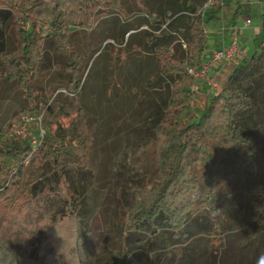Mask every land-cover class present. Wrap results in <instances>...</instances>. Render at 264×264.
<instances>
[{
	"label": "trees",
	"instance_id": "trees-1",
	"mask_svg": "<svg viewBox=\"0 0 264 264\" xmlns=\"http://www.w3.org/2000/svg\"><path fill=\"white\" fill-rule=\"evenodd\" d=\"M122 1L0 0V21L12 24L13 40L9 49L0 28V94L4 85L18 87L28 111L43 115L48 130L36 150L30 140L8 137L0 130V255L14 259V263L7 264H76L50 241L55 223L34 230L26 237L21 251L3 245L2 230L6 225L21 228L14 215L18 194L34 201L37 196L50 193L52 182L63 185L68 196L58 210L59 222L75 223L72 232L80 257L86 248L85 197L95 174L79 161L86 158L90 148L82 93L93 55L84 53L83 46L75 45L72 37L77 32L94 31L97 17L116 13L130 18ZM136 1L140 5L142 0ZM212 2L216 10L224 6L222 0ZM145 12L155 16L153 10ZM178 14L175 11L173 17ZM157 18L152 25L154 31H146L144 40L147 52L159 61V68L147 76L146 82L158 87L170 79L174 85L156 129L154 171L149 186L134 193L124 238L146 237L147 249L157 250L149 258L151 264L159 262L161 256H165L163 264H186L185 260L190 264L194 239L207 235L216 240L233 231L237 218L234 211L242 206L250 211L258 206L260 197L264 199L263 154L251 129L256 122L254 94L240 82L254 71L264 79V40L260 52L250 58L244 54L228 74L220 93L200 92L191 103L196 84L187 70L201 66L208 46L205 25L216 17L204 20L193 10L192 15L177 16L176 32L186 45L179 59L169 52L173 40L162 33V16ZM45 27L50 30L47 35ZM261 30L264 31V23ZM53 40L56 50L66 57L65 68L53 80V86L46 88L42 72L47 64L49 41ZM59 88L65 92L56 95ZM65 100L71 101L72 109ZM72 114L76 117L71 119ZM66 118L70 119L68 124L63 122ZM31 155L43 178L24 189L25 164ZM66 159L77 164V176L71 181L61 167Z\"/></svg>",
	"mask_w": 264,
	"mask_h": 264
},
{
	"label": "rangeland",
	"instance_id": "rangeland-1",
	"mask_svg": "<svg viewBox=\"0 0 264 264\" xmlns=\"http://www.w3.org/2000/svg\"><path fill=\"white\" fill-rule=\"evenodd\" d=\"M212 3V0H142L138 5L136 0H123L130 18H122L116 13L107 18L97 17L94 31L77 32L72 37L75 45L83 46L84 53L89 51V55H93L84 77L82 93V104L88 115L85 128L90 148L86 158L77 160L91 167L95 174L85 197L86 248L80 257L72 232L75 223L59 222L58 210L68 196L64 186L56 182L50 183L48 195H39L34 201L18 194L20 200L14 215L21 222V228L6 225L2 230L5 231L3 245L21 251L26 237H30L34 230L55 223V229L49 234L50 241L71 262L151 264L149 258L157 253L156 248L147 249L144 236L125 239L124 228L135 191L149 186L155 165L156 129L160 115L172 97L174 82L165 79L158 87L147 85V76L159 68V61L146 50V31H154L152 25L161 15L164 21L162 33L173 40L169 52L175 59H179L186 48L184 40L179 39L176 32V18L192 15V10L204 20L216 17L205 25L208 46L203 56L211 57L217 50L228 48L235 36L243 46V53L250 58L255 52H260V44L264 40V31L261 30L264 0H222L224 6L221 10L212 8ZM145 9L153 10L155 16L148 15ZM175 11L179 14L173 17ZM247 18L250 19L249 24ZM0 28L5 33L7 47L12 48V24L0 21ZM49 31L45 27L44 35ZM47 53L42 78L45 87L50 88L53 80L64 72L66 57L56 50L55 40L49 41ZM240 82L242 87H250L254 94L256 122L251 129L252 137L260 144L263 154L261 185L264 187V79L254 71ZM195 84L191 103L200 92L215 94L201 80H195ZM222 89H218L216 94ZM60 92L65 90L59 88L56 95ZM65 101L72 109L71 101ZM30 116L35 120L26 123ZM75 117V114L70 116L71 119ZM15 119L19 122L15 123ZM69 120L66 118L63 122L68 124ZM41 124L47 133L43 115L28 111L20 89L15 85H4L0 94V130L8 137L25 139L23 133L37 135ZM25 165L27 176L22 188L30 189L43 177L37 161H32V155ZM76 166L70 159L61 164L69 181L77 176ZM234 212L237 218L233 222V231L216 240L201 235L192 241L193 255L188 257L190 264H264L263 197H260L256 208L246 211L242 206ZM160 258L156 264L164 263L165 256ZM7 262L14 263V259L0 255V264ZM184 263L188 264L187 260Z\"/></svg>",
	"mask_w": 264,
	"mask_h": 264
},
{
	"label": "built area",
	"instance_id": "built-area-1",
	"mask_svg": "<svg viewBox=\"0 0 264 264\" xmlns=\"http://www.w3.org/2000/svg\"><path fill=\"white\" fill-rule=\"evenodd\" d=\"M247 23H250V19H247ZM243 52V47L239 45L237 37L233 36L228 48L217 50L211 57H206L204 55L201 66L198 68L190 67L187 72L194 77L195 80H201L206 83L216 94V91L223 88L226 84L230 71H232L244 57ZM33 120H35L34 116L27 117L26 123ZM23 134L25 139L31 141L32 148L36 149L41 144L46 132L41 124L38 128L37 135Z\"/></svg>",
	"mask_w": 264,
	"mask_h": 264
},
{
	"label": "crops",
	"instance_id": "crops-1",
	"mask_svg": "<svg viewBox=\"0 0 264 264\" xmlns=\"http://www.w3.org/2000/svg\"><path fill=\"white\" fill-rule=\"evenodd\" d=\"M247 19H249V18H247ZM247 21V20H246ZM235 29V28H234ZM243 47V46H242Z\"/></svg>",
	"mask_w": 264,
	"mask_h": 264
}]
</instances>
